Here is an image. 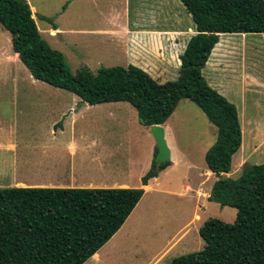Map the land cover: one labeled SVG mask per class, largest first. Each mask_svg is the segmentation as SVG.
Listing matches in <instances>:
<instances>
[{"label":"trees","instance_id":"obj_1","mask_svg":"<svg viewBox=\"0 0 264 264\" xmlns=\"http://www.w3.org/2000/svg\"><path fill=\"white\" fill-rule=\"evenodd\" d=\"M181 2L197 34L180 56L178 79L163 84L133 65L72 74L62 52L43 39L28 0H0V24L35 80L90 106L129 103L152 128L163 126L183 99L196 104L217 128L205 156L218 177L209 201L236 209L237 218L233 224L205 221L199 230L204 249L170 264H264V164H245L237 179L224 176L242 146V127L235 104L203 75L221 35H264V0ZM171 165L157 166L154 158L142 185ZM143 195V189H0V264H84L122 228Z\"/></svg>","mask_w":264,"mask_h":264},{"label":"rangeland","instance_id":"obj_2","mask_svg":"<svg viewBox=\"0 0 264 264\" xmlns=\"http://www.w3.org/2000/svg\"><path fill=\"white\" fill-rule=\"evenodd\" d=\"M128 1L28 0L36 10V22L43 39L53 49L62 52L74 75L84 67L97 73L102 68L127 67L131 64L129 62L132 59L128 58L123 48H96L98 40H90L85 32L102 28L107 30V18L113 10V3ZM130 18L128 25L131 28L186 30V26L190 25L195 31L192 17L181 0H130ZM54 25L63 30L58 33L59 36L53 37L46 30ZM228 39L235 44L240 42L241 47L245 45L241 44L243 40L246 41L238 34L228 36ZM247 49L248 69H252L253 63L264 67V35H248ZM12 55L11 35L0 24V143L16 146L12 152L0 148V188L14 187L16 181L35 182L41 179L69 184L72 176L77 179V183H88L86 180L92 178L105 184H111L115 178H123L126 174L137 178L139 163L144 162L150 146L156 142L154 137L148 138L135 108L126 102L87 107L78 105L73 101L74 94L34 80L20 60L9 59ZM149 74L163 84L177 80L179 70H173L166 80L156 78L153 73ZM232 103L239 109L241 106L244 108L242 122L245 149L256 148L249 164H264L263 92L255 88L253 93L246 94L242 104L239 99H234ZM65 114L67 117H64ZM73 114L77 142L81 148L85 147V150H77L73 161L75 165H71L70 157L64 151L63 157L57 158V153H48V159H41L36 151L24 149V144L52 142L46 128L54 121L64 125L68 117L72 119ZM69 137H72L71 133L66 132L64 141L68 142ZM216 139L217 128L209 122L202 110L188 99L180 101L168 120L166 131V140L177 150L173 161L178 163L161 176L163 186H170L179 192L186 178L187 165L193 166L196 171L207 168L205 155ZM239 156L240 152L235 156L232 172H235ZM38 160L51 168H43L39 172L24 167L38 165ZM236 171L232 175L234 179L241 176V170ZM188 173V179L195 180V172ZM182 203L188 209L193 205L189 199H178L175 196L146 195L126 221L118 239L120 242L115 248L108 249V252L112 251L111 257H117L113 264H153L192 219L180 208ZM200 214L201 221L192 224L188 236L157 264H170L177 257L203 250L205 243L198 228L205 221L218 219L233 224L237 218L236 209L221 207L215 202H208L207 208ZM103 260L111 264L109 258Z\"/></svg>","mask_w":264,"mask_h":264},{"label":"crops","instance_id":"obj_3","mask_svg":"<svg viewBox=\"0 0 264 264\" xmlns=\"http://www.w3.org/2000/svg\"><path fill=\"white\" fill-rule=\"evenodd\" d=\"M128 1V0H127ZM29 3V2H28ZM30 4V3H29ZM113 10L110 12V16L107 18V30L102 28V30H85L86 36L89 37L90 40L96 38L94 40L97 41L96 48H109L113 47L116 49L123 48L125 53L128 55V58L132 59L130 65L141 68L147 73H153V75L162 80H166L168 75H171L173 70H179L181 66L180 56L184 53L189 40L196 35V31L193 30L192 26H186V30L184 29H176V30H152V29H141L140 27L131 28L128 24H130V0L127 3L117 4L113 3ZM129 4V5H128ZM31 6V5H30ZM129 7V8H128ZM128 8V10H127ZM33 17L36 20L35 16V8L31 6ZM34 10V11H33ZM124 22L125 27L121 24ZM122 22V23H123ZM127 26V27H126ZM52 28L46 29L50 32L51 36H59L60 32H63L61 28L58 26H51ZM130 27V28H129ZM39 28V27H38ZM195 29V25H194ZM40 30V29H39ZM40 32H42L40 30ZM235 34H223L220 36V42L213 50L212 55L207 62L206 67L203 70V75L206 78L209 85L220 92L223 96H225L230 102H234L235 100L240 101L242 104L245 102L246 94L252 92L253 89H260L264 95V67L259 65V63H253L252 69H248L247 61H248V49H247V39L248 35L241 34L242 37L246 39V41L241 43L244 47L237 44L229 42L228 36H232ZM224 38V39H223ZM12 42V38H11ZM13 49V46H12ZM251 52L253 49L250 50ZM255 51V50H254ZM14 52V51H13ZM11 60H20L19 55L15 54L10 56ZM128 67V66H127ZM254 71L253 74V70ZM32 77V76H31ZM34 79V78H33ZM35 80V79H34ZM37 81V80H36ZM28 83V82H24ZM44 83V82H43ZM78 96L73 97V101H75L78 105L86 106L88 104L81 101H78ZM90 106V105H89ZM236 106V105H235ZM237 107V106H236ZM239 119L242 127L243 133V122H242V108L241 111L239 108ZM241 113V114H240ZM64 115V113H62ZM70 115V114H69ZM75 114L72 115V119H67V121L62 125L61 123H56L54 121L46 130L48 131V135L51 138L50 143L45 142H35L34 144H24V149L28 151H36L40 154V158H49L48 153L55 154V157H63L64 152H67L71 165L76 158L77 150L82 149L85 150V147L81 148V146L77 142L76 132H75ZM139 116V115H138ZM64 117H67L65 114ZM61 117H58L60 119ZM171 118V117H170ZM141 122V121H140ZM44 125V124H43ZM168 121L163 125L165 128V133L167 131ZM67 126V128H66ZM145 132H147L148 138L152 136L151 129L149 127H145ZM43 130V129H40ZM45 130V126H44ZM66 132H70L72 137H69L70 140L66 142L64 141V136ZM166 137V135H165ZM153 138V136H152ZM156 142V141H155ZM168 146L171 150V162L172 165L169 166L166 170L162 171L157 178L150 180L149 184L144 186L142 185V178L147 174V172L151 169L153 160L155 158L157 145L154 143L149 148V154L144 159V162L140 165V172L137 175V178H132L129 175L123 176L120 179H114L111 184L99 183L93 180L92 178H88L86 182L88 183H77V179L72 176L70 178L69 184H62V182H53L52 180L41 179L35 182H26V181H16L14 187L9 188H43V189H143L144 195L139 203H141L146 195L150 194V196H157V194H164L169 196H175L176 198H184L189 199L193 205L188 209L184 204H180V208L184 210V213L191 216L192 219L186 223L183 229L179 233L180 236L169 246V248L153 263L157 264L171 249L177 246L184 237L188 236L192 224L195 222L201 221L200 212L204 211L207 208V203L209 201V197L211 195V191L215 182L218 180L216 174L210 171L207 168L196 171L195 168L191 165H187V169L190 173L195 172V180L188 179V171L186 173V178L183 179V184H181L179 192L177 190H172L170 186L164 187L161 183V176L166 174L167 171H170L174 168L177 163L174 162L175 158V150L174 146H171L167 140ZM214 145V144H213ZM1 149H8L11 152L16 149V146L12 143L1 144ZM256 148L245 149L244 147V135H243V143L238 152H240V156L238 159V165L235 168L242 169L245 164H249V159L253 156ZM84 152V151H82ZM208 152V151H207ZM206 152V153H207ZM235 154V156L238 154ZM54 156V155H53ZM206 156V155H205ZM235 156L233 157V163ZM93 161V160H92ZM42 161L38 160V165H27L24 167H28L31 169H37V171H41L43 168H51L48 165L42 164ZM232 163V166H233ZM258 165V164H256ZM37 167V168H36ZM54 167V165H53ZM52 167V168H53ZM233 168V167H232ZM194 170V171H193ZM36 172V171H35ZM234 171L224 176L233 177L232 175L235 173ZM37 173V172H36ZM130 173V172H129ZM71 174V172H70ZM49 179V178H48ZM40 181V182H39ZM4 189V188H0ZM187 202V201H186ZM187 204V203H185ZM138 206V205H137ZM137 208V207H136ZM135 208V209H136ZM134 212V211H133ZM132 215V214H131ZM190 217V218H191ZM130 218V217H129ZM128 218V219H129ZM202 225V224H201ZM122 228L114 235V237L104 246L102 247L92 258H90L84 264H106L103 258H109L111 264H113L117 257L110 256L111 252H108V249H113L118 242L119 236L121 234ZM198 228V231L200 230ZM90 262V263H88Z\"/></svg>","mask_w":264,"mask_h":264},{"label":"water","instance_id":"obj_4","mask_svg":"<svg viewBox=\"0 0 264 264\" xmlns=\"http://www.w3.org/2000/svg\"><path fill=\"white\" fill-rule=\"evenodd\" d=\"M143 122V119H140ZM151 134L154 137L158 149L155 157L157 166L164 165L171 161V150L166 140L165 128L162 125L152 127Z\"/></svg>","mask_w":264,"mask_h":264}]
</instances>
